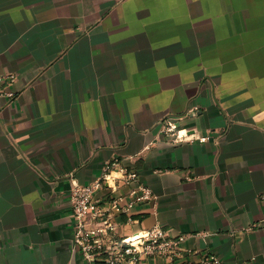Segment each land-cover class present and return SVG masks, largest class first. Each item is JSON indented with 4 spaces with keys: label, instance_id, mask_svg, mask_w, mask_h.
Returning a JSON list of instances; mask_svg holds the SVG:
<instances>
[{
    "label": "crops",
    "instance_id": "1",
    "mask_svg": "<svg viewBox=\"0 0 264 264\" xmlns=\"http://www.w3.org/2000/svg\"><path fill=\"white\" fill-rule=\"evenodd\" d=\"M9 74L0 264H85L71 186L116 158L156 196L122 234L160 223L223 264H264V0H0ZM175 116L208 139L173 141Z\"/></svg>",
    "mask_w": 264,
    "mask_h": 264
},
{
    "label": "built area",
    "instance_id": "2",
    "mask_svg": "<svg viewBox=\"0 0 264 264\" xmlns=\"http://www.w3.org/2000/svg\"><path fill=\"white\" fill-rule=\"evenodd\" d=\"M15 78L14 74L0 76V81L6 82V87L0 88V97L15 98L11 88ZM181 119L175 116L162 121L163 130L173 141L208 139L193 128L181 129L180 122L176 124ZM155 198L138 169L117 158L106 160L97 179L72 183L73 250L85 264H154L151 260L158 258L177 264H223L211 251L185 248L186 236L171 235L160 223L122 234L121 226L137 222L134 214L138 207Z\"/></svg>",
    "mask_w": 264,
    "mask_h": 264
}]
</instances>
